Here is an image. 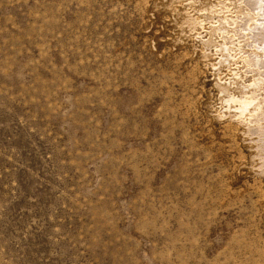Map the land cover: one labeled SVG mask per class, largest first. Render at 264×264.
<instances>
[{"label": "rangeland", "instance_id": "1", "mask_svg": "<svg viewBox=\"0 0 264 264\" xmlns=\"http://www.w3.org/2000/svg\"><path fill=\"white\" fill-rule=\"evenodd\" d=\"M165 2L0 0V264H264V176Z\"/></svg>", "mask_w": 264, "mask_h": 264}, {"label": "bare ground", "instance_id": "2", "mask_svg": "<svg viewBox=\"0 0 264 264\" xmlns=\"http://www.w3.org/2000/svg\"><path fill=\"white\" fill-rule=\"evenodd\" d=\"M164 7L180 38L200 39L205 31L202 57L219 86L213 118L243 126L251 168L264 176V0H166Z\"/></svg>", "mask_w": 264, "mask_h": 264}]
</instances>
